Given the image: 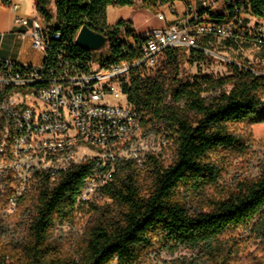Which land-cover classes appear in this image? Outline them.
Here are the masks:
<instances>
[{"label":"trees","instance_id":"16d2710c","mask_svg":"<svg viewBox=\"0 0 264 264\" xmlns=\"http://www.w3.org/2000/svg\"><path fill=\"white\" fill-rule=\"evenodd\" d=\"M182 1L142 4L155 12ZM137 4L138 0H35L39 17L60 34L54 53L63 51L68 61L80 60L86 68L140 59L139 48L129 43L142 38L133 24L107 23L109 6ZM219 7L200 9L199 17L219 26L242 16L264 21V0H224ZM248 24L244 19L243 27ZM84 26L109 37L108 47L100 52L77 47ZM235 31L241 40L228 43L253 45L247 32L243 36L238 26ZM203 55L187 48L169 49L153 77L135 76L137 68L130 74V84H125L144 137L163 136L174 150L171 163L167 166L157 155H147L142 167L133 160L117 163L113 180L101 189V200L111 204L92 207L95 220L77 257L52 244L51 234L58 222L73 223L86 179L106 169L98 159H89L55 176L50 171L38 173L17 199L15 218L31 216L25 241L20 246L0 241V264H143L156 247L193 248L212 264H229L246 245L241 234L250 233L264 245V165L256 178L222 189V169L215 160L220 152L230 159L248 155L253 141L248 129L264 123V77L228 63L230 73L225 77L188 80L184 65ZM4 183L13 196L12 178ZM183 193L197 196L207 211L191 213Z\"/></svg>","mask_w":264,"mask_h":264},{"label":"built area","instance_id":"2783aa9c","mask_svg":"<svg viewBox=\"0 0 264 264\" xmlns=\"http://www.w3.org/2000/svg\"><path fill=\"white\" fill-rule=\"evenodd\" d=\"M223 1L201 0L199 10L216 9ZM4 4L15 13L20 10L16 3ZM166 6L168 13L158 14L161 22L177 14L174 5ZM199 10L188 6L187 19H175L176 27L150 32L140 42L129 40L140 51L136 63L91 64L87 68L80 60L68 61L63 51L54 53V41L60 34L52 32L43 19L15 18V25L21 28L20 40H29L44 59L36 66L0 58V180L12 178L14 195L7 199L12 213L35 175L50 171L55 176L68 170L78 163V150L83 147L97 151L106 171L86 179L79 210L93 198L102 199L101 189L113 180L117 163L133 160L143 166L147 155H142L141 147L148 138L124 91V79L135 69L154 65L169 49L187 48L217 56L213 41L241 40L237 26L243 36L247 32L251 44L264 48L263 25L244 28L247 17L242 16L219 26L207 17L200 18ZM237 65L264 77L263 72Z\"/></svg>","mask_w":264,"mask_h":264},{"label":"rangeland","instance_id":"374dc122","mask_svg":"<svg viewBox=\"0 0 264 264\" xmlns=\"http://www.w3.org/2000/svg\"><path fill=\"white\" fill-rule=\"evenodd\" d=\"M220 1V0H217ZM181 3V2H177ZM168 7L162 6L158 11H152L143 7L142 0H138L135 7H115L108 8L107 23L114 26L120 21H127L133 24L135 33L142 36L148 31L160 30L164 27V22L159 21V13H168ZM221 8V5L219 9ZM250 27L256 24L252 20ZM264 26V25H263ZM212 51L217 56H201L194 64L184 65V75L190 81L197 78L211 77L221 78L227 76L230 72L226 64H239L248 68L264 73V48L247 44H231L223 40H214ZM219 56V57H218ZM165 61V55L161 56L157 63L151 66L139 68L135 76L141 78L153 77ZM131 75L124 79L125 84H130ZM252 134V145L246 156H236L225 158V154L220 152L215 157L220 165L221 180L220 188L234 187L240 181L256 178L264 165V123L257 124L248 129ZM142 155H157L168 166L173 157L174 150L163 136L149 137L146 143L141 147ZM100 159L97 151L89 147H83L78 150L77 161L82 163L89 159ZM7 183L0 180V237L1 245L13 244L20 246L27 236L28 222L31 216L26 213L22 219L15 218V212H11L7 206L9 196ZM184 200L191 213L206 212L204 203L195 195L183 193ZM111 204L108 201L91 199L85 208L78 211L73 223L62 225L58 222L51 234V242L64 252L77 257L81 251V245L85 238L87 228L95 220L93 206ZM242 242H245L240 253L234 255L229 264H264V245L260 240L254 241L250 233H244L240 236ZM143 264H212L211 258L202 252L193 248L180 247L176 250H165L156 247L146 254Z\"/></svg>","mask_w":264,"mask_h":264},{"label":"crops","instance_id":"0c3cea01","mask_svg":"<svg viewBox=\"0 0 264 264\" xmlns=\"http://www.w3.org/2000/svg\"><path fill=\"white\" fill-rule=\"evenodd\" d=\"M13 2L20 6V10L15 13L5 6L4 2ZM201 0H183L181 3H175L174 8L177 11L176 17L168 16L164 22V27L160 30L173 28L178 25L175 19L185 21L187 19V7L193 10H199ZM217 1V0H216ZM109 8V7H108ZM21 16L28 19L40 18L35 6V0H0V58L24 65H41L43 63V54L32 47V43L21 41L19 32L21 28L15 25V18ZM248 27L252 23L264 25V21L256 18L247 17ZM151 31L142 35L146 36Z\"/></svg>","mask_w":264,"mask_h":264},{"label":"water","instance_id":"95a60500","mask_svg":"<svg viewBox=\"0 0 264 264\" xmlns=\"http://www.w3.org/2000/svg\"><path fill=\"white\" fill-rule=\"evenodd\" d=\"M111 39L104 34L92 30L88 26L82 27L76 39V46L87 52H100L108 47Z\"/></svg>","mask_w":264,"mask_h":264}]
</instances>
